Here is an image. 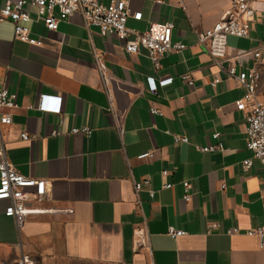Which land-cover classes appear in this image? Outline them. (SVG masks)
I'll use <instances>...</instances> for the list:
<instances>
[{"label":"crops","instance_id":"1","mask_svg":"<svg viewBox=\"0 0 264 264\" xmlns=\"http://www.w3.org/2000/svg\"><path fill=\"white\" fill-rule=\"evenodd\" d=\"M128 1L132 14H143L130 16L128 28L144 32L152 23L173 22L174 42L187 45L167 53L158 70L146 48L127 52L116 37L88 29L78 13L51 31L29 7L32 37L42 44L18 39L13 22L0 21V90L17 95V107L0 108L13 120L2 127L6 155L23 175L49 180L42 205L59 210L30 216L19 232L5 214L9 201L0 200V264L23 253L36 264H264L259 239L246 234L264 226V171L258 160L249 172L242 169L253 156L244 114L236 108L246 89L196 35L219 21L232 0ZM4 5L0 0V10ZM252 5L250 35L228 38L225 68L253 67L254 60L241 54L264 45V0ZM97 56L107 66V87ZM216 75L222 80L213 87ZM149 77L173 82L154 92ZM42 94L62 97L61 112L39 109ZM152 107L162 114H152ZM83 126L93 134L72 132ZM217 132L225 150L201 151L218 143ZM147 152L154 155L138 158ZM144 180L149 183L137 195L134 182ZM185 180L192 184L190 202L183 197ZM166 182L174 186L164 188ZM210 222L221 229L209 231ZM170 226L186 234L173 238ZM233 227L240 232L227 234ZM140 232L145 245L137 242Z\"/></svg>","mask_w":264,"mask_h":264},{"label":"built area","instance_id":"2","mask_svg":"<svg viewBox=\"0 0 264 264\" xmlns=\"http://www.w3.org/2000/svg\"><path fill=\"white\" fill-rule=\"evenodd\" d=\"M252 3L253 0H232L230 8L211 28L196 30L198 42L206 48L221 70L229 78H236L246 89L244 97L236 102V108L243 112L246 122L247 148L253 152L251 158H247L242 162L244 173L251 170L255 160L260 162L264 171V99L261 96L264 81V45L241 54L247 60L249 58L254 60L255 64L251 68L246 67V62L242 66L243 69H239L237 65H230L225 68L222 60L229 55L228 38L230 36L249 37L251 26L256 21V9ZM29 7L35 10L44 25L51 31L57 30L60 22L68 20L78 13L83 17L85 26L88 29L97 27L102 35L109 34L116 37L123 42L127 52L136 54L140 51V48H146L156 70L161 68L162 59L167 53L181 51L187 47L185 43L174 42L173 30L175 24L173 22L152 23L150 28L144 32L128 28L127 20L130 16L141 19L143 15L142 12L132 14L128 0H113L109 3H103L101 0H5V5L0 10V21L10 19L14 24L16 37L30 44H42V41L32 37L30 24L33 17ZM97 65L104 80V86L107 87V66L99 56H97ZM189 77L188 73L182 75L183 79ZM221 80L222 78L216 75L211 82L212 86L216 87ZM148 82L150 89L155 92L159 87L171 84L173 78L169 77L157 81L154 77H149ZM189 84L193 85L194 82L190 80ZM52 99L59 100V102L56 104L51 103ZM16 100V94H11L7 89L0 90V108H15L17 107ZM61 100L62 97L60 96L42 94L38 107L43 111L60 113ZM151 113L162 114L156 107L151 108ZM12 121L11 113L0 110V200L9 201L5 214L16 221L20 232L30 216L56 213L59 210L42 205L49 200V180L25 176L8 160L2 127L12 124ZM115 125L118 133L122 136L125 132L123 123L116 118ZM72 132L85 133L89 136L93 134L90 126L73 128ZM60 133L58 130L53 131L54 135ZM220 136L221 134L217 132L214 138L219 140ZM21 137L24 140L30 138L27 133H22ZM175 140L177 142H189L188 137L180 135H175ZM198 148L203 152H210L225 150V145L219 140L216 144ZM153 155L154 152H147L141 154L138 158L145 159ZM169 173V170H163L162 172L163 176H167ZM147 183H149L148 180L134 182L137 195ZM182 185L184 189L183 197L187 202H190L192 184L190 181L185 180ZM173 186L174 184L170 182L163 184L164 188H172ZM155 194V191H151L152 196H155ZM220 229V222H210L209 231ZM239 232L240 228L238 227L226 229V233L231 235ZM167 233L173 238H179L186 234L184 230L173 226L168 228ZM246 234L257 237L259 248L264 250V226L249 229ZM137 242L141 245L147 243L143 232L138 234ZM2 264L36 263L30 254L23 253L20 258L13 261H4Z\"/></svg>","mask_w":264,"mask_h":264},{"label":"rangeland","instance_id":"3","mask_svg":"<svg viewBox=\"0 0 264 264\" xmlns=\"http://www.w3.org/2000/svg\"><path fill=\"white\" fill-rule=\"evenodd\" d=\"M261 92H263V94H264V81H263V84H262Z\"/></svg>","mask_w":264,"mask_h":264}]
</instances>
